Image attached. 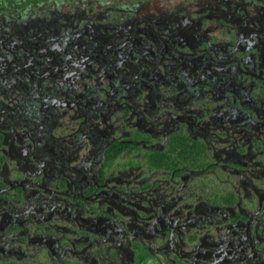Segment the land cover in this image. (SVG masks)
<instances>
[{
	"label": "flooded vegetation",
	"instance_id": "flooded-vegetation-1",
	"mask_svg": "<svg viewBox=\"0 0 264 264\" xmlns=\"http://www.w3.org/2000/svg\"><path fill=\"white\" fill-rule=\"evenodd\" d=\"M0 264H264V0H0Z\"/></svg>",
	"mask_w": 264,
	"mask_h": 264
}]
</instances>
